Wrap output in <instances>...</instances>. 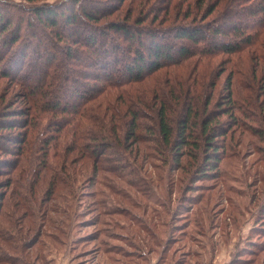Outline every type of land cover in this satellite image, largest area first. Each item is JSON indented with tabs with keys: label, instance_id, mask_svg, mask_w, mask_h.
Instances as JSON below:
<instances>
[{
	"label": "rangeland",
	"instance_id": "obj_1",
	"mask_svg": "<svg viewBox=\"0 0 264 264\" xmlns=\"http://www.w3.org/2000/svg\"><path fill=\"white\" fill-rule=\"evenodd\" d=\"M77 1L87 0H0V264H264V80L250 92L248 79L252 66L264 71L263 61L247 52L199 56L85 104L44 106L21 82L62 66L57 57L70 40L59 37L74 28H53L32 9L50 7L60 18ZM90 1L107 9L104 30L117 19L140 27L192 23L206 7ZM70 65L73 77L92 72ZM230 72L235 104L228 105L222 84ZM162 104L174 128L191 113L200 139L202 118L232 109L218 125L228 131L216 138L224 149L213 155L203 140L179 150L160 143ZM207 156L218 161L208 165Z\"/></svg>",
	"mask_w": 264,
	"mask_h": 264
},
{
	"label": "trees",
	"instance_id": "obj_2",
	"mask_svg": "<svg viewBox=\"0 0 264 264\" xmlns=\"http://www.w3.org/2000/svg\"><path fill=\"white\" fill-rule=\"evenodd\" d=\"M196 3L198 9L206 6L204 9L207 11L206 13L204 11L199 19L193 14L190 21L192 23L165 25L162 28L152 25L140 27L128 20L117 19L107 21L109 23H106L108 25L105 30L102 26L104 21L101 23L99 21L100 18H104L103 12L107 9L90 0L81 3L77 1L78 9L72 10L71 16L64 15L65 18H59L56 11L50 7H35L32 13L36 18L41 17L43 23L60 29L61 22L62 24L64 22V32H67V27L74 28V31L71 34L64 33L65 39L62 33L63 37H59L63 41L70 40L66 41L69 48L61 49L63 54L57 57V62H61L62 66L53 71L49 64L46 68H41L40 79L38 76L26 82L24 79L29 75H25L23 78L25 82L21 84L31 89L29 91L32 95H37L42 105H54V108L63 109L71 108L76 103V98L85 104L108 88L145 81L163 68L184 66L190 59L199 56L206 59L221 54L233 57L247 52L264 63V0H215L212 4L196 0ZM169 5L168 9L172 5V0ZM165 12L169 11L165 9ZM189 13L190 11L187 15H190ZM215 13L217 14L213 15ZM210 15L211 19L206 20ZM87 21L94 22V27L86 25ZM6 29L7 27H3L2 31L5 32ZM17 40L18 36L14 42ZM74 44L78 46L73 47ZM72 61L82 65L85 70L92 69V72L88 73L87 78L84 75L73 77V67L70 65ZM22 63L14 65L13 68L18 67L20 70ZM63 66L65 72L61 73ZM205 69L207 70V67L201 70L203 74ZM236 70L240 71L243 68L236 67L234 71ZM252 70L248 78L251 84L250 92L255 90V79L264 80L263 69L258 73L252 66ZM231 72L230 75H226L222 84L227 93L228 105L235 104L232 82L234 73ZM53 74H56L54 79ZM66 83L72 84L70 96L61 97ZM260 88L262 89L260 98L264 100V83ZM223 105L224 103L221 104V109ZM157 110L160 143L179 150L189 145L192 148H200L203 140L207 145L205 151L210 146L214 149L211 152L213 155L221 148L224 149L216 138L218 135L227 134L228 131L218 125L224 114L230 112L232 115V109H224L221 114H208L202 118V139L195 136L193 128L198 120L194 121L191 113L180 119L174 128L167 118L165 104L160 105ZM215 158L211 160L207 156L206 164L212 165L213 162H217L218 157Z\"/></svg>",
	"mask_w": 264,
	"mask_h": 264
}]
</instances>
